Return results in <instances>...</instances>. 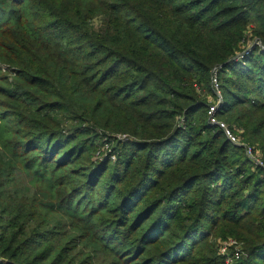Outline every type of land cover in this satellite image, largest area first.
Listing matches in <instances>:
<instances>
[{
    "label": "trees",
    "instance_id": "1",
    "mask_svg": "<svg viewBox=\"0 0 264 264\" xmlns=\"http://www.w3.org/2000/svg\"><path fill=\"white\" fill-rule=\"evenodd\" d=\"M248 28L264 44V0H0V264H228L220 236L264 264V168L205 100L217 70L216 117L264 162Z\"/></svg>",
    "mask_w": 264,
    "mask_h": 264
},
{
    "label": "rangeland",
    "instance_id": "2",
    "mask_svg": "<svg viewBox=\"0 0 264 264\" xmlns=\"http://www.w3.org/2000/svg\"><path fill=\"white\" fill-rule=\"evenodd\" d=\"M253 31L254 30H250V28L247 29V31L245 32V35H244L245 39L241 42V47H245V48L247 47L246 49H248V48H255L256 46H259L260 48H263V50H264V44L254 34ZM250 45L252 47H250ZM213 93H214L213 95H209V94L205 95L206 96L205 100H206L207 105H209V107L212 106L214 104V102H216L218 99L219 100L221 99V93H218V92L216 93L214 88H213ZM58 117L60 118V116H58ZM226 119L228 120V122L231 120L228 117H226ZM63 120H64V118H63ZM217 120L219 121V123H224L228 127V129L231 130L230 125H229L230 123L224 121L222 118H219V117H217ZM75 124L76 123H72V122L68 121L64 124V126H65V129H73L79 123L77 122V124L76 125ZM239 130H241V129H239ZM241 131H243V130H241ZM99 135H100V140L96 143L98 145V149L96 151L94 159L96 161H101V162H106V161L115 162L116 158H117V154L114 152L116 140H124V138H122L123 136H121L120 134L117 135L116 133L108 134V133H103V132H101V134H99ZM254 145L255 146H253V147H255V148H253L251 144L244 142L243 140H240V146H242V147L251 146L254 150L258 151L261 155V158H263V156H262L263 151L260 149L259 143H254ZM110 155H112V156L110 157ZM258 159L259 158H257V160ZM253 161L255 162V160H253ZM258 161L261 162L262 160L259 159ZM262 168H264V167H262ZM23 175H24L23 173H19L18 171L14 172V179L15 180L13 182L14 184L12 185L13 188L10 186L11 191L12 190L18 191V190H20V187H23V184L25 183V179L23 178ZM26 193H29V190H27ZM58 220H60L59 217H56L55 220L52 222L53 223L52 225H56L58 223ZM52 225L48 226V228L51 231L53 230ZM210 243L214 245V248L217 251H220L222 248H227V250H226L227 251L226 257L227 258L233 257V255H231L232 249L235 252L234 254H236V252L239 251L241 253V258L243 257V255H244V258H246V256H247V253L244 252V249H243V247H244L243 243L234 239V238L229 237L228 239H225V236L224 237L220 236L217 238L210 239ZM97 253L93 254V256H94L93 261H92L93 264H110L111 263V257L108 256V254H106L104 252H97ZM226 262L228 263V259L226 260Z\"/></svg>",
    "mask_w": 264,
    "mask_h": 264
},
{
    "label": "built area",
    "instance_id": "3",
    "mask_svg": "<svg viewBox=\"0 0 264 264\" xmlns=\"http://www.w3.org/2000/svg\"><path fill=\"white\" fill-rule=\"evenodd\" d=\"M252 50L253 48H248V49H245L243 50L239 55H237L234 60L237 61V60H242L244 59L245 57L247 56H250L251 53H252ZM212 88H214V90L216 91V93H221L220 91V84H219V79H218V76H217V70L214 71L213 75H212ZM221 102H222V95H221V99L217 100L216 102H214V104L212 106L209 107V111H208V115L210 116V121L212 124H215V125H218L220 126L226 133L228 139L233 143V144H236V145H240V140L238 138V136H236L234 134V132H232L231 130L228 129V127L224 124V123H219V121L217 120V117H216V114L219 110V107L221 105ZM245 148V152H246V155L252 159V160H255V164L259 167H264V163L261 161H258L257 160V157L255 156V150L251 147V146H244ZM112 155H110L111 157ZM227 248H222L220 250L221 254L226 256V253H227ZM241 258V253L238 251L236 252V254L233 255V257L231 258H227L228 259V263H233L235 260H239ZM2 259L0 258V261Z\"/></svg>",
    "mask_w": 264,
    "mask_h": 264
}]
</instances>
